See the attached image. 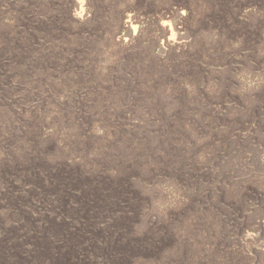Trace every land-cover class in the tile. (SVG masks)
I'll return each instance as SVG.
<instances>
[{
	"label": "rangeland",
	"instance_id": "obj_1",
	"mask_svg": "<svg viewBox=\"0 0 264 264\" xmlns=\"http://www.w3.org/2000/svg\"><path fill=\"white\" fill-rule=\"evenodd\" d=\"M252 263L264 0H0V264Z\"/></svg>",
	"mask_w": 264,
	"mask_h": 264
},
{
	"label": "bare ground",
	"instance_id": "obj_2",
	"mask_svg": "<svg viewBox=\"0 0 264 264\" xmlns=\"http://www.w3.org/2000/svg\"><path fill=\"white\" fill-rule=\"evenodd\" d=\"M131 28L133 29L132 25H131ZM133 31H134V29H133ZM259 230H260V228H257L254 231L255 233H252V232L250 234L248 232L245 233V238H244L245 241H248L249 242V241H252L254 239H257L258 240V239L262 238L263 235H261V233H260Z\"/></svg>",
	"mask_w": 264,
	"mask_h": 264
}]
</instances>
